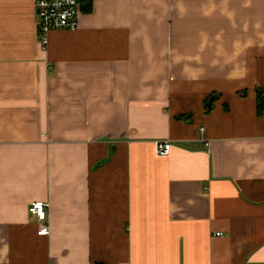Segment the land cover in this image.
Segmentation results:
<instances>
[{"label": "crops", "instance_id": "0c3cea01", "mask_svg": "<svg viewBox=\"0 0 264 264\" xmlns=\"http://www.w3.org/2000/svg\"><path fill=\"white\" fill-rule=\"evenodd\" d=\"M80 7L0 0V264H264V0Z\"/></svg>", "mask_w": 264, "mask_h": 264}, {"label": "built area", "instance_id": "2783aa9c", "mask_svg": "<svg viewBox=\"0 0 264 264\" xmlns=\"http://www.w3.org/2000/svg\"><path fill=\"white\" fill-rule=\"evenodd\" d=\"M34 16L40 44L47 49L49 36L54 31L78 30L81 0H33ZM172 149L170 141L156 142L158 157H168ZM49 205L42 201L33 202L29 215L38 223V236L46 237L50 234V227L46 223ZM220 236V233L217 234Z\"/></svg>", "mask_w": 264, "mask_h": 264}, {"label": "trees", "instance_id": "16d2710c", "mask_svg": "<svg viewBox=\"0 0 264 264\" xmlns=\"http://www.w3.org/2000/svg\"><path fill=\"white\" fill-rule=\"evenodd\" d=\"M89 10V9H88ZM257 109H258V114H261L264 108V93L259 92L257 94Z\"/></svg>", "mask_w": 264, "mask_h": 264}]
</instances>
